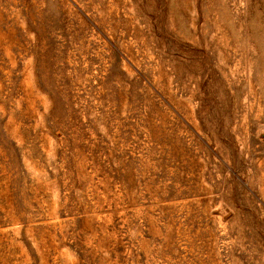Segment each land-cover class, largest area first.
<instances>
[{
	"label": "rangeland",
	"instance_id": "374dc122",
	"mask_svg": "<svg viewBox=\"0 0 264 264\" xmlns=\"http://www.w3.org/2000/svg\"><path fill=\"white\" fill-rule=\"evenodd\" d=\"M0 264H264V0H0Z\"/></svg>",
	"mask_w": 264,
	"mask_h": 264
}]
</instances>
